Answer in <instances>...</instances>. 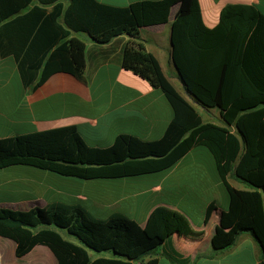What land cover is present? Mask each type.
Instances as JSON below:
<instances>
[{
	"label": "trees",
	"instance_id": "trees-1",
	"mask_svg": "<svg viewBox=\"0 0 264 264\" xmlns=\"http://www.w3.org/2000/svg\"><path fill=\"white\" fill-rule=\"evenodd\" d=\"M37 1L52 6L51 10L33 7V0H0V55L15 58L26 86L35 89L59 73L86 85L85 53L90 51L92 58L96 49L106 60L104 46L118 48L120 68L159 89L173 109V118L159 140L121 134L109 147L90 145L73 126L0 139V170L30 166L81 180L124 179L163 172L193 148L203 147L213 159L227 200L212 234L213 249L224 251L239 236L248 235L260 249L258 264H264L261 11L254 5L228 4L218 24L207 28L198 0H147L127 6L97 0H68L67 5L64 0ZM175 6L170 23V58L178 71L174 76L192 102L204 110L217 109L225 127L202 121L197 108L164 75L138 36L141 28L168 23ZM83 34L93 47L77 36ZM229 176L245 189L231 186ZM216 210L215 202L207 206L204 224ZM181 230L180 219L161 210L143 229L122 214L100 220L80 206L0 208V238L15 244L14 257L21 259L35 246H44L56 264H136L152 257L167 234ZM147 264H157V259Z\"/></svg>",
	"mask_w": 264,
	"mask_h": 264
},
{
	"label": "crops",
	"instance_id": "crops-1",
	"mask_svg": "<svg viewBox=\"0 0 264 264\" xmlns=\"http://www.w3.org/2000/svg\"><path fill=\"white\" fill-rule=\"evenodd\" d=\"M97 1L127 6L147 0ZM68 2L63 1L65 5ZM198 3L202 22L207 28L218 24L222 8L228 4L254 5L264 15V0H198ZM35 5L47 10L52 8L33 0V7ZM176 12L177 7H172L168 23L141 28L138 36L177 88L176 78L169 73L172 67L170 23ZM39 24L34 26L33 35ZM77 36L88 48L93 47L86 35ZM104 48L108 49L106 60L96 49L92 50V58L90 51L85 53L86 85L59 73L35 89L23 83L12 55H0V139L73 126L90 145L99 147L111 146L121 134L144 141L159 140L173 118L171 105L159 89L120 68L118 48ZM193 153L198 157L190 159ZM232 178L227 177L228 183ZM211 202H215L217 210L204 224L206 208ZM52 204L80 206L100 220L115 213L122 214L135 220L143 229L149 226L159 210L179 218L181 232L167 234L152 257L146 258L145 264L151 258H156L157 264L161 261L169 264H230V257L242 256V250L246 251V248L250 249V264H258L261 256L257 243L248 235L241 236H246L249 242L235 243L224 251L213 249L212 234L219 214L227 207V200L213 159L203 147L193 148L163 172L124 179L81 180L30 166L0 170V208L28 211ZM0 242L10 245L11 250L15 248L13 242ZM32 251L33 258L25 264H32V259L36 262L37 257H49L45 247L35 246Z\"/></svg>",
	"mask_w": 264,
	"mask_h": 264
},
{
	"label": "rangeland",
	"instance_id": "rangeland-1",
	"mask_svg": "<svg viewBox=\"0 0 264 264\" xmlns=\"http://www.w3.org/2000/svg\"><path fill=\"white\" fill-rule=\"evenodd\" d=\"M169 73L171 75H174V71L171 67V69H169ZM175 77V76H174ZM176 86H177V89L191 102L193 103V105L197 108L199 114L201 115V118H202V121L203 122H210V123H213V124H216V125H219V126H223L225 127L224 123L221 121L220 117H219V114H218V110L217 109H210V110H204L202 109L201 107H199L197 104H195L194 102H192L190 100V98H188V96L186 94H184L182 88H181V84L180 82L176 79V82H175ZM231 130L234 131V128L231 127ZM190 159L191 158H197L198 155L197 153H193L191 154L190 156ZM150 177H154V175H150ZM229 183L231 186H233L234 188H245V186L243 184H240V183H237V181L232 178V181L229 180ZM237 186V187H236ZM223 198V197H222ZM60 234L67 240H70L72 242H75L78 244V241L71 235H68L67 233H65L64 231H61L59 230ZM245 237V238H244ZM1 240L0 241H7L9 244L12 243V241L10 240H7V239H4V238H0ZM245 242H242L244 241ZM246 236H240V238L238 239V241L236 242V245H240V243H246ZM249 242V241H247ZM44 247V246H42ZM46 248V247H45ZM47 249V248H46ZM250 249H247L246 248V251L245 249L242 250V256H235V257H230V264H250V260H251V256H250ZM14 249L11 250L10 249V245H6L2 242H0V258L3 259V263H10V261H14V263L16 264H25L26 261H28L29 258H33V251L29 254V256L26 258L24 257L23 259H16L14 257ZM92 254V252H90ZM49 257L46 256L45 257H37L36 259V262H33V259H32V264H55L56 261H55V258L53 257V255L50 253L49 251ZM146 258L147 257H144L142 258L140 261L145 264L146 263ZM242 258V259H241ZM159 264H169V262H164V261H161Z\"/></svg>",
	"mask_w": 264,
	"mask_h": 264
},
{
	"label": "water",
	"instance_id": "water-1",
	"mask_svg": "<svg viewBox=\"0 0 264 264\" xmlns=\"http://www.w3.org/2000/svg\"><path fill=\"white\" fill-rule=\"evenodd\" d=\"M169 46H170V49H171L172 48V43H171V39L170 38H169ZM171 66H172L173 71L175 73H178L177 68H176L175 64L173 63V61L171 63Z\"/></svg>",
	"mask_w": 264,
	"mask_h": 264
}]
</instances>
